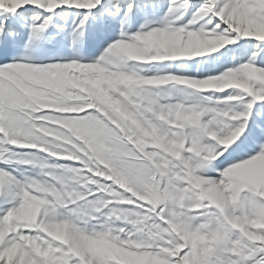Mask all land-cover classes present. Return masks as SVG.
Listing matches in <instances>:
<instances>
[{
	"label": "snow or ice",
	"instance_id": "1",
	"mask_svg": "<svg viewBox=\"0 0 264 264\" xmlns=\"http://www.w3.org/2000/svg\"><path fill=\"white\" fill-rule=\"evenodd\" d=\"M0 264H264V0H0Z\"/></svg>",
	"mask_w": 264,
	"mask_h": 264
}]
</instances>
